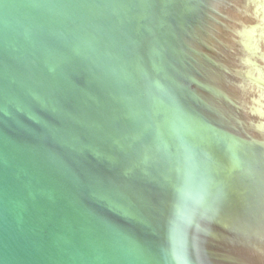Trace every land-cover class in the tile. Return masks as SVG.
Instances as JSON below:
<instances>
[{
    "label": "water",
    "instance_id": "1",
    "mask_svg": "<svg viewBox=\"0 0 264 264\" xmlns=\"http://www.w3.org/2000/svg\"><path fill=\"white\" fill-rule=\"evenodd\" d=\"M243 1L227 46L232 0H0V264L261 250L264 0Z\"/></svg>",
    "mask_w": 264,
    "mask_h": 264
},
{
    "label": "bare ground",
    "instance_id": "2",
    "mask_svg": "<svg viewBox=\"0 0 264 264\" xmlns=\"http://www.w3.org/2000/svg\"><path fill=\"white\" fill-rule=\"evenodd\" d=\"M232 2H233L234 9H232V8L229 7V8L226 9V12H225L226 15H228L229 18H230V23H231L230 24V27H231L230 31H227V30L224 31V32H220L219 31V33H217L215 35L217 37L216 38L217 42H222L223 44H225L227 46H229V44L231 46V43L229 42L230 40H228L227 38H230V36H232L234 38L233 34H236L234 31L237 32V30L239 29L240 25H243V26H251V24H252V21L249 18H247V16H246L247 14H249L250 12H252V10H250V9L249 10L248 9H244V11L242 13H240V11L242 10V8H244L246 6L245 2L243 0H232ZM259 20H261V19L259 18ZM259 20H258V23L257 24L264 27L263 20L261 22H259ZM262 22H263V25H262ZM261 38L262 39H260V40H261L262 55L264 56V37H261ZM233 45L236 46L237 44H233ZM238 49L240 50V47ZM215 50L217 51L218 55L220 53L223 56V58H227V59L230 58V55L228 56L229 58L227 57V54H228L227 50H223V49H219V48H215ZM240 51H239V54H240ZM240 60L241 59L239 57L237 61H240ZM235 63H236V61H235ZM237 64L240 67V62L237 63ZM261 68L264 69V64H262ZM243 72L245 74L248 73V76L251 79L252 78L256 79L255 76H251L252 73H251V71H248V69H245L244 71L243 70L242 71H238L237 72L238 74L236 75V77L238 75L239 76L240 75L241 76L242 75H245V74H243ZM238 77H237V80L236 81L232 77L231 78H228L227 80L229 82L230 90L232 89V92L235 93L236 94V97H238L240 99L239 100L240 106H242L243 109H245V106L251 105V104L249 102L243 100L244 95L246 97H247V95L246 94H243V90L242 89H245V87L244 86H242V88L239 87L238 82H237L239 80ZM242 80L244 81V79H242ZM254 91L255 92H258L255 89H254ZM262 91H263V93L261 94V92H260L259 96L264 99V85H263V90ZM247 98H248V100L250 102H251V100L252 101H256V99H257L256 96H248ZM247 98H245V99H247ZM257 101H259V99H257ZM251 107H252V109H256V110L260 111V114H263L264 115V103H262L261 107H257V108L255 106H251ZM254 122H256V123L259 122V124H260L259 129L260 130H262V129L264 130V122H260L259 119H257ZM255 128L257 129V126H255ZM248 133H250L253 137H255L256 139H258L259 141H261V143H264V134H257L256 132H254L252 130H249ZM256 238L259 241H261V243H263V245H261V250L258 247L256 249H258L259 251H256V252L252 251V252H250L251 255H249V256H252V257H251V259L248 257L247 260L249 262L245 261L246 262L245 264H249V263L250 264H264V234H261L260 237L256 236ZM260 253H261V255H259Z\"/></svg>",
    "mask_w": 264,
    "mask_h": 264
}]
</instances>
